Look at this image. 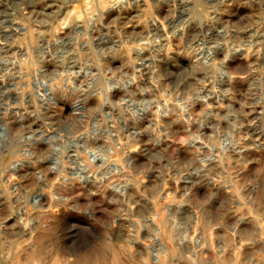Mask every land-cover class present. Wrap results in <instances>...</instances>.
<instances>
[{
	"label": "clouds",
	"instance_id": "obj_1",
	"mask_svg": "<svg viewBox=\"0 0 264 264\" xmlns=\"http://www.w3.org/2000/svg\"><path fill=\"white\" fill-rule=\"evenodd\" d=\"M0 264H264V0H0Z\"/></svg>",
	"mask_w": 264,
	"mask_h": 264
}]
</instances>
